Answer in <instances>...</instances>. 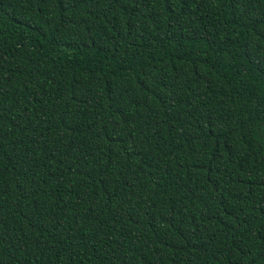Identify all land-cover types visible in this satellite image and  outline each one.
<instances>
[{
    "label": "trees",
    "instance_id": "obj_1",
    "mask_svg": "<svg viewBox=\"0 0 264 264\" xmlns=\"http://www.w3.org/2000/svg\"><path fill=\"white\" fill-rule=\"evenodd\" d=\"M0 264H264V0H0Z\"/></svg>",
    "mask_w": 264,
    "mask_h": 264
}]
</instances>
